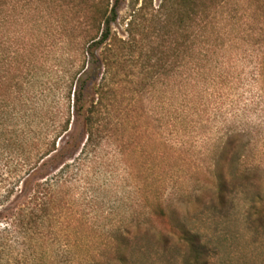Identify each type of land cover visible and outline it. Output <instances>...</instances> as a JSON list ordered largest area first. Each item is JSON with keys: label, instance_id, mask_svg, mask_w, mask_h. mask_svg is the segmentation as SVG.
<instances>
[{"label": "trees", "instance_id": "obj_1", "mask_svg": "<svg viewBox=\"0 0 264 264\" xmlns=\"http://www.w3.org/2000/svg\"><path fill=\"white\" fill-rule=\"evenodd\" d=\"M63 1L0 0V171L5 174L0 182L8 181L0 194V264H85L74 256L73 249L82 246L83 230L95 225L97 214L89 224L86 212L96 209L93 198L82 201V174L86 168L96 167L99 151L105 145L114 147L113 154L119 163L123 162L122 152L114 144L117 146V137L125 132L119 126L124 122L122 111L126 106L118 100L115 79L118 68L129 67L130 51L137 40H122L112 32L117 9L115 4L109 5V0L65 3L84 22L71 25L70 40L64 41L68 74L67 92L61 99L50 100L48 86L35 91L30 80L22 90L16 67L11 68L12 77L6 86L5 44L10 43L13 61L20 51L43 57L52 45L50 38L61 44L66 27L53 23L50 26L54 15L50 7L61 8ZM232 1L242 0H165L168 7L172 6L181 46L189 48L191 20L196 39H204L199 40L196 61L177 89L180 101L173 110L176 116H171L169 108L162 117L167 121L195 114L203 117L209 108L205 99L212 98V129L216 130L202 152L205 155L211 147L210 160L204 167V179L190 192L189 203L222 212L241 195L253 202L257 198L254 216L256 223L263 226L264 195L259 188L264 174L259 166L244 165L243 161L256 127L251 121L235 127L226 118L217 119L227 105V91L243 84L240 72L236 73L239 56L233 54L239 39L259 36V31L264 35V28L255 31L249 23L261 12L256 8L238 10ZM208 18H212V32L208 31ZM211 35L212 43L207 39ZM242 53L249 55L251 64L245 83L255 89L252 99L256 97L257 105L262 104L260 110L264 113V38L255 44L245 43ZM210 58L211 82L203 76ZM101 69V78L96 82ZM206 82L212 83V88H207ZM201 83L206 84L204 89L199 87ZM194 99L199 101L198 109L194 110L192 104L186 108V102ZM63 100L66 106L61 105ZM50 169L53 171L48 172ZM144 183L139 199L129 206V220H116L106 236L105 248L93 264H134L139 241L162 250L178 251L183 246L182 264H207L206 247L197 234L189 231L170 195L164 196L159 190L160 178L151 174ZM12 194L15 202L5 206ZM171 240L176 244L171 246Z\"/></svg>", "mask_w": 264, "mask_h": 264}, {"label": "rangeland", "instance_id": "obj_2", "mask_svg": "<svg viewBox=\"0 0 264 264\" xmlns=\"http://www.w3.org/2000/svg\"><path fill=\"white\" fill-rule=\"evenodd\" d=\"M67 2L63 1L61 8L50 7V12L54 14L50 17V26L53 23L66 28L61 44L50 38V51L46 50L43 57L28 56L20 51L13 61L10 43L5 44L3 53L6 86L10 84L12 77L11 68L16 67L15 74L22 84V90H26L30 80L35 91L50 87V100L61 99L65 95L68 55L64 41L70 40L71 32H68V28L71 25H82L84 22L82 16L76 15L74 9L65 5ZM231 3L233 7L237 5L238 10L256 8L260 11V16L253 17L249 23L256 28L255 31L264 28V0ZM113 4L116 5L117 17L111 23L112 32L122 40H137L130 51L129 67L118 68L115 79L118 100H123L122 106H126L122 111L124 122L119 126L124 127L125 132L120 138L117 137V146L114 144L116 150L120 149L122 152L120 157L123 162H118L114 147L105 145L99 151L96 167L93 170L84 168L82 201L87 202L93 198L91 200L96 209L86 212V217L89 224L93 222L90 218L96 214L97 220L91 228L83 230V244L73 249L74 256L81 263L93 264L97 254L105 248L106 236L110 235L116 220H129V206L136 198L139 199V190L145 185V177L154 174L161 180L159 190L164 196L170 195L189 231L197 234L206 247L207 264H264V225L256 223L254 216V210L259 204L257 198L253 202L248 196L241 195L222 212L189 203L190 192L197 182L204 179V167L210 160L208 155L211 154V147L205 155L202 152L212 140V132L216 130L212 129V98L205 99L209 108L208 114L203 117L195 114L190 118H172L168 121L162 117L169 108L171 116H176L173 110L180 101L177 89L183 77L192 69L197 57L196 46L204 38L196 39L191 20L189 48H183L176 20L171 15L172 6L168 7L165 0H109V5ZM208 20V26L211 25L208 31L212 32V18ZM128 30H131V36ZM262 38L264 35L259 31V36L239 39L238 48L232 53L239 56L236 57V73L240 72L243 84L239 83L227 91V105L222 116L217 119L226 118L235 127H242L250 121L254 123L256 128L252 129L253 143L245 151L243 161L244 165L259 166L264 174V113L260 110L262 104L257 105L256 97L252 99L255 89L245 83L251 64L249 55L242 53L245 43L255 44ZM207 39L212 43V35ZM211 58L203 74L209 82L212 80ZM99 72L96 82L101 78L102 69ZM209 82H206L207 88H212V83ZM206 84L201 83L199 87L204 89ZM60 102L66 106L65 100ZM190 104L197 110L199 101H187L186 108ZM186 108L183 107L187 111ZM77 130L81 134V129ZM52 171L50 169L48 172ZM3 178L5 174L0 171V180ZM6 182H0V194ZM259 191L264 195V180L260 183ZM14 202L15 194H12L4 204L12 205ZM0 224H3L2 217ZM144 242L139 241L135 248L134 264H182L185 255L183 246H179L178 251L162 250ZM173 243L176 244L175 240H171V246Z\"/></svg>", "mask_w": 264, "mask_h": 264}]
</instances>
